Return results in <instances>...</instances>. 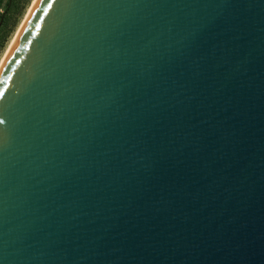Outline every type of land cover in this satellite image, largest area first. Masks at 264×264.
I'll use <instances>...</instances> for the list:
<instances>
[{
	"label": "water",
	"instance_id": "95a60500",
	"mask_svg": "<svg viewBox=\"0 0 264 264\" xmlns=\"http://www.w3.org/2000/svg\"><path fill=\"white\" fill-rule=\"evenodd\" d=\"M0 121V264H264V0H40Z\"/></svg>",
	"mask_w": 264,
	"mask_h": 264
},
{
	"label": "rangeland",
	"instance_id": "374dc122",
	"mask_svg": "<svg viewBox=\"0 0 264 264\" xmlns=\"http://www.w3.org/2000/svg\"><path fill=\"white\" fill-rule=\"evenodd\" d=\"M35 0H0V64Z\"/></svg>",
	"mask_w": 264,
	"mask_h": 264
},
{
	"label": "bare ground",
	"instance_id": "6f19581e",
	"mask_svg": "<svg viewBox=\"0 0 264 264\" xmlns=\"http://www.w3.org/2000/svg\"><path fill=\"white\" fill-rule=\"evenodd\" d=\"M39 1H40V0H35V1H34L32 7H31L30 10L28 11V13H27V15H26V17H25L23 23H22L21 26L19 27L18 32L16 33V36H15L14 40H13L12 43L10 44V46H9V48H8V50H7V52H6L5 56H4V58H3V60H2V63L0 64V73H1L2 69L4 68V66H5V64H6L7 60H8V58L10 57L12 51L14 50L15 46L17 45V42H18L19 38L21 37V35H22V33H23V31H24L26 25L28 24L29 20L31 19V17H32V15H33V13H34V11H35V9H36V7H37Z\"/></svg>",
	"mask_w": 264,
	"mask_h": 264
},
{
	"label": "snow or ice",
	"instance_id": "6c2138e0",
	"mask_svg": "<svg viewBox=\"0 0 264 264\" xmlns=\"http://www.w3.org/2000/svg\"><path fill=\"white\" fill-rule=\"evenodd\" d=\"M0 123H2V121H0Z\"/></svg>",
	"mask_w": 264,
	"mask_h": 264
}]
</instances>
